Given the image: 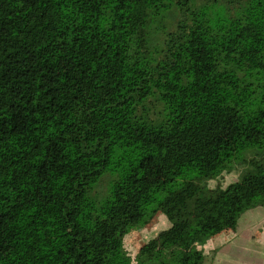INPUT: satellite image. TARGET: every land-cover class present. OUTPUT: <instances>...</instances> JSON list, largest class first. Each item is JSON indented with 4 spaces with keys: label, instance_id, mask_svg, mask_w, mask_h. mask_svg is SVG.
<instances>
[{
    "label": "trees",
    "instance_id": "16d2710c",
    "mask_svg": "<svg viewBox=\"0 0 264 264\" xmlns=\"http://www.w3.org/2000/svg\"><path fill=\"white\" fill-rule=\"evenodd\" d=\"M257 207L264 0H0V264H134L156 210L136 264H204Z\"/></svg>",
    "mask_w": 264,
    "mask_h": 264
},
{
    "label": "rangeland",
    "instance_id": "374dc122",
    "mask_svg": "<svg viewBox=\"0 0 264 264\" xmlns=\"http://www.w3.org/2000/svg\"><path fill=\"white\" fill-rule=\"evenodd\" d=\"M120 158H124V154H120ZM260 154L255 153V149H249L238 155L235 161H232V168L234 171L231 173H223L220 178L209 181L210 187H215L220 184L222 187L228 185L230 182L238 180L241 175L249 169L250 159L258 158ZM116 175L114 174V177ZM192 180L202 183L206 181L195 171H189L178 177L170 189L175 190L179 188L183 182ZM108 184H102L99 189L98 186H94L91 189V195L101 201L105 195L106 187ZM163 196V195H161ZM150 209H158L157 201H155ZM264 218V209L250 210L242 216L240 228L237 234L223 233L213 239H210L205 245L199 246L204 250L205 261L204 264H263L264 255L262 253L263 248L260 245L262 240L260 236H255L256 231L260 227H253L254 224H260ZM256 219V220H254ZM251 222H248V221ZM170 222L167 217L160 211L154 213L153 217L147 222L144 227L135 228L128 233L124 239L125 248L128 254L131 256L134 264L137 263L136 255L139 248L155 237L161 230L169 227ZM256 228V230H255ZM253 261V262H252Z\"/></svg>",
    "mask_w": 264,
    "mask_h": 264
},
{
    "label": "crops",
    "instance_id": "0c3cea01",
    "mask_svg": "<svg viewBox=\"0 0 264 264\" xmlns=\"http://www.w3.org/2000/svg\"><path fill=\"white\" fill-rule=\"evenodd\" d=\"M256 209H264V207H257V208H254V209H250V210H256ZM250 210H248V211H250ZM248 211H246L245 213H247ZM244 213V214H245ZM243 214V215H244ZM242 215V216H243ZM241 220H242V217L240 218V220H239V224H238V228H237V230L236 231H234V232H230V233H233V234H237V232H238V229L240 228V223H241ZM254 220H256V219H254ZM248 222H251L250 220L248 221ZM253 227H260V228H258L257 230H256V228H255V230L256 231H258L256 234H255V236H260V238L261 239H258L257 238V240H262V242L260 243V245L262 246V248H263V251H262V253H263V255H264V218H263V220L261 221V225L260 224H258V226H257V224H254L253 225ZM230 233H227V235H229ZM222 235V234H221ZM220 236V235H219ZM253 262V261H252ZM264 264V263H263Z\"/></svg>",
    "mask_w": 264,
    "mask_h": 264
}]
</instances>
